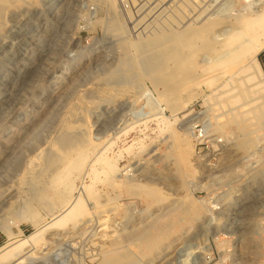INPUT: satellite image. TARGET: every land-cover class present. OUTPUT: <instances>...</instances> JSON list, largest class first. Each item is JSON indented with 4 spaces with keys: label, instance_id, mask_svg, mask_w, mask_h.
Here are the masks:
<instances>
[{
    "label": "rangeland",
    "instance_id": "obj_1",
    "mask_svg": "<svg viewBox=\"0 0 264 264\" xmlns=\"http://www.w3.org/2000/svg\"><path fill=\"white\" fill-rule=\"evenodd\" d=\"M148 1L114 0L119 14L110 0H16L0 9V256L52 221L32 198L35 183L22 175L34 157L49 172L56 155L50 146L65 143L67 112L79 98L90 102L85 119L102 150L77 179L74 197L85 195L99 156L116 162L94 184L107 206L93 209L74 228L47 227L10 264H119L139 252L146 255L142 264H264V107L259 98L231 97L237 79L247 84L250 72L244 68L208 86V71L202 70L211 57L218 62L225 54L199 51L173 59L158 42L170 31L227 15L228 26L211 37L219 39L233 30L234 17L246 20L262 0H201L203 14L184 25L176 16L178 3ZM258 60L264 76V49ZM108 83L131 88L133 97L99 98L97 86ZM238 112L249 122L263 114L261 124L250 126L258 137L248 151L237 149L241 132L229 119ZM182 146L191 164L185 181L177 177L173 184ZM226 150L234 153L231 167ZM151 188L160 189L163 199L148 207ZM24 203L37 214L25 215ZM152 218L163 221L165 244L110 245Z\"/></svg>",
    "mask_w": 264,
    "mask_h": 264
},
{
    "label": "bare ground",
    "instance_id": "obj_2",
    "mask_svg": "<svg viewBox=\"0 0 264 264\" xmlns=\"http://www.w3.org/2000/svg\"><path fill=\"white\" fill-rule=\"evenodd\" d=\"M14 1L16 0H0V9H3L5 6H7L8 4ZM110 1L113 2V8L115 9L114 13L119 14L121 11V9H119V4L115 3L114 0H110ZM154 2L155 1L151 2V4H153ZM160 2H164L166 4L170 2H173V3L176 2L179 4L178 6L176 5L178 9L175 10V7H174V10L176 12V16L178 17L182 25L189 22L190 20H193V18H195L196 15L199 18L204 12L202 11L204 8L201 10L202 8L201 0H161ZM232 3L234 2H229L228 4L229 6L227 7L229 8L230 5H232ZM258 3L257 4L255 3L257 7H258ZM173 6L171 4L168 8H173ZM249 6H251L250 3H249ZM259 7L260 8L256 11L255 10H252V12L249 11L250 13H248L246 20H243L242 17H234V23H233L234 25H232L233 30L225 35L223 34V36L220 35L221 38L219 39L213 40V38L211 39V37L213 34L217 32V30L221 29V27L223 28V26L227 23L226 21L227 15L221 14L222 16L216 15L204 21L200 20L195 24L189 25L184 30L182 29L183 28L182 27L181 28L182 31L180 30V32H171L169 30L170 32L167 34L166 33L163 34V38L161 40H158V42H161V44L164 45V47L161 49H163L164 53L166 54L168 53V58H173V59L174 58H177L179 60L184 59L185 57L189 55H196V53L198 54L199 51H205V53L210 54V56L212 55L215 56V54L222 55V53L225 54V56L223 55L222 59L221 60L219 59L220 61L218 60V62H215L212 57L210 58V60L208 61V63H210L209 66H206L205 69L202 70V71H208V76L203 80L204 83L207 84L208 86L211 84L214 85L218 83L219 79L222 76L224 77L227 74L231 75V73L232 74L238 73L242 69L245 68L246 70L250 72L249 73L250 77L248 78L249 79L248 82L249 81L251 82L252 80V85L251 84L247 85L248 82L246 84L245 82L238 81L237 79V83L235 85V91H234L235 93L232 92L233 94L231 95V97H233V99L236 101L238 100H251L252 101L256 98H259L258 99L259 102L264 107V76H263L262 67L258 60L259 53L264 49V0L260 2ZM250 8L252 9L253 7L251 6ZM120 17L122 16L120 15ZM126 19L132 20L133 19L132 14L129 13ZM124 23H125V19H124ZM166 24H169V23L167 22ZM225 26H228V25H225ZM130 27H132V25ZM259 36H262V38L260 39ZM157 46L159 47L160 43H158ZM179 60L177 61L179 62ZM169 63L171 62H168V64ZM203 66L204 64L201 65V67ZM243 77L244 76H242L241 78ZM197 85L199 86L200 84H196V87ZM126 88L128 89V87ZM129 91H131V88ZM129 91L124 89V87L120 84L109 85L108 83L105 85H100V86L98 85L96 88V92H97L96 95L99 98H118L119 99L121 97L124 98V96L126 98H129L131 97V95L133 97V94L131 93L129 94ZM245 102H248V101H245ZM89 103L90 102L86 100L85 98H79V102L77 103L78 104L77 106H70L71 108L67 112V116H66L67 121H69L67 125L69 128L68 129L69 135L67 139L65 138L66 139L65 143L62 140V142L64 143L63 145L57 146L55 145L57 143H55L52 146H50L52 147V150L55 152L56 155L55 156L53 155L54 157L51 162V166L49 167L48 173L45 172L46 166L45 167L43 165L41 166L42 161L39 160V157L38 159L36 157L29 159L30 161H28L27 167L23 171L22 180H29L31 183L33 184L35 183L34 184L35 189L33 190L34 193L32 195V198L35 199L39 203L40 206H42L43 208H46L48 210L47 212H51L53 219L51 222H49L45 226L38 227L37 230L33 232V234H31L30 236H27L26 238L22 240L20 239V241H18L19 243H17L14 247H12L11 249L3 253L0 256V264H10V262L15 258V256L19 255L18 253L19 250L22 247H24L26 244H28V242L37 244L38 241H40V239L43 238V232L44 230H46L47 227L49 228L51 226H57V227H62L63 229L64 228L67 229L69 226H72L74 228L81 220L85 219L87 216L92 214L93 209L95 208L97 209L99 206L103 208V206L108 205L109 202L107 201V198L105 202H103L104 199L102 201L100 200V196H101L100 191L98 192L97 190H95L94 184L99 179L101 173L109 174L110 170L115 169L116 162L112 161L109 158H105V157H103L102 160H100L101 156H99L94 161V164H91L90 166L88 173L91 175L92 180L90 184L84 185L85 195L74 197V192L77 188V185H76L77 179H79L86 173V171L88 170L87 169L88 163L89 162L92 163L91 160L92 159L94 160L96 158L94 155L97 152L99 153L100 150H102L101 144L92 139L90 135L89 125L85 119L86 110H88V108L90 107ZM223 105L225 106V104ZM254 112L252 110L251 112L252 115H255L253 114ZM243 116L240 114V112H238L237 114H233L231 117H229V119L232 120L235 128L239 132H241V137L238 141L239 147H237V149L239 151L240 150L248 151L256 144L255 137H258L257 135L256 136L252 135L250 126L251 125L258 126L259 123L261 122V117L263 116V114L261 113V115L257 116L255 119V122L253 121L249 122L251 118L243 117ZM67 121L63 123L67 124ZM178 139L179 141L181 140L179 136H178ZM231 153L232 151H228L224 155V157L227 158V162L230 161L228 162V166L230 167L233 164L232 161L235 160L234 159L235 157L233 158V155H231ZM176 156H177L176 159L178 163L177 169H176V178L174 179L175 176L172 177L171 181L172 183L174 181V183L177 184L179 182V180H177V177H179L180 180L185 181L184 180L185 178L183 177L184 169L186 166L191 164V161L187 154V150L183 148V146L177 149ZM98 164H100L99 168H98ZM115 184H117V181H114L113 185ZM131 185L134 186L135 183L134 184L131 183ZM147 193H148L147 194L148 207L155 204V202L157 203L159 201H162L163 199L162 191L160 189L151 188L148 190ZM28 202H30V199L28 200ZM173 205L171 204L170 210H177L178 206L176 205L177 207H175ZM22 208L24 209V211L21 209V212L22 211L26 212L24 213L25 215L30 214V216H35L37 214V213L35 214L32 204L30 205L29 203H24ZM169 212L171 211L168 210V214H170ZM158 215L159 214H157V216ZM162 222L158 218H154V219L152 218V220L147 221L142 226L133 228L132 230L128 231L125 234L118 235L117 237H115V239L110 241V245L117 246L120 244L128 243V244H133L139 247L146 246L148 248H152L154 246H159L160 244L161 245L165 244L163 241L165 239L163 238L161 240V237L166 235L167 233L166 234L163 233V223ZM72 227H69V228H72ZM0 228H2V226ZM168 235H171V234L169 233ZM159 253L160 252H158L157 254L159 255ZM144 260H146V255L144 252L131 253L126 258H124L119 264H142V262H145Z\"/></svg>",
    "mask_w": 264,
    "mask_h": 264
}]
</instances>
